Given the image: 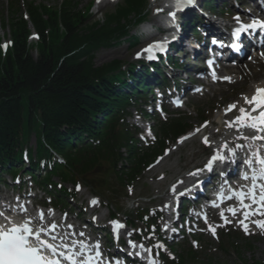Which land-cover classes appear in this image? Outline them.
<instances>
[{
  "label": "trees",
  "instance_id": "16d2710c",
  "mask_svg": "<svg viewBox=\"0 0 264 264\" xmlns=\"http://www.w3.org/2000/svg\"><path fill=\"white\" fill-rule=\"evenodd\" d=\"M144 3L126 0L104 24L90 23L79 0H64L55 9L30 4V22L41 35L32 45L27 40L28 22L20 9L11 8L7 25L14 44L4 56L0 50V165L23 168L22 151L35 135L33 169L41 159H52L53 152L65 159V164L46 167L49 179L90 178L107 166L124 183L162 150L163 141L151 155L138 153L120 117L129 98L111 90L120 79L119 69L93 63L95 50L128 33L131 17L143 16ZM194 255L189 249L181 264H198Z\"/></svg>",
  "mask_w": 264,
  "mask_h": 264
},
{
  "label": "rangeland",
  "instance_id": "374dc122",
  "mask_svg": "<svg viewBox=\"0 0 264 264\" xmlns=\"http://www.w3.org/2000/svg\"><path fill=\"white\" fill-rule=\"evenodd\" d=\"M8 1L10 0H0V17L6 16L4 10H6V6L8 5ZM12 1V0H11ZM23 1V0H20ZM38 2L47 3L50 5H56L61 0H36ZM91 0H81V8H84ZM122 2V0H121ZM120 2V3H121ZM117 6L116 4L112 5H104V6H94L92 9V16L95 19L103 20L104 15L110 11H113ZM152 9L155 6L151 7ZM9 41L10 40V31L8 28H0V42L1 41ZM141 45V44H140ZM131 46L128 41H125L119 45H116L112 48H103L99 50L95 54V64L97 66L118 60L121 61L126 66H129L132 63V55L140 47ZM260 68L262 66H256L254 69L260 72ZM264 69V67H263ZM234 93L232 86L227 85H218L215 87L214 91L210 90V93L205 95L204 97H198L193 100H190L188 106L182 110L183 113L176 114L180 115L182 118V124L186 125H198L204 118L214 119L216 113L215 108L222 107L223 103L221 98L224 93ZM222 96V97H221ZM233 101V100H232ZM231 102V101H230ZM213 111V112H212ZM134 110L132 114H134ZM135 117L128 119V123L133 124ZM155 128L157 129V123L155 124ZM141 131V129H140ZM168 144V143H167ZM144 145V143L142 144ZM30 147H35V140L32 138L30 141ZM172 148V147H171ZM170 148V149H171ZM205 148H202L197 141H191L187 145H185L179 152L173 154L171 158H167L163 163H161L158 167L153 168L152 170H145L142 173V176L133 184L132 192L133 195H128L124 197L125 190L121 192L120 199L113 200L109 195L103 194L98 191L96 188V184L94 183H86L82 182V190L77 194L78 197L81 198L82 201L88 200L93 195H98L101 197L102 202L105 204L104 208L100 210V215H107L112 212H123L128 214L132 212V214H136V209H143L145 207L155 206L157 204H161L163 198H165L167 185L169 181H171V177L177 174L180 171H186L190 169L192 166L200 163V160L207 153ZM164 163H167L163 165ZM165 168H171L174 173L166 174V178L164 181L156 180L161 170ZM163 172V171H162ZM7 182H11L9 177H5ZM56 182H59L58 179H55ZM116 184V180L113 181L112 185ZM67 189L72 190L74 185L71 183L65 184ZM117 189L119 187L117 186ZM150 198V199H149ZM153 200V202H149ZM69 202H72L71 200ZM149 202V203H147ZM106 217V216H105ZM232 229V228H231ZM230 229L229 232L223 231V237H220L222 240L225 236L228 237L227 240V249L223 250L221 248L220 240L216 241L212 237L207 235L201 237L199 251V264H244L246 261L253 260H263L264 259V235L258 234L255 236L249 237V239H243L239 235L240 232L232 231ZM229 230V229H228ZM234 230V229H233ZM239 235V236H238ZM233 245H237L238 248H235ZM183 244H178L176 250L178 254L183 251Z\"/></svg>",
  "mask_w": 264,
  "mask_h": 264
},
{
  "label": "bare ground",
  "instance_id": "6f19581e",
  "mask_svg": "<svg viewBox=\"0 0 264 264\" xmlns=\"http://www.w3.org/2000/svg\"><path fill=\"white\" fill-rule=\"evenodd\" d=\"M246 2V1H244ZM249 68V69H248ZM262 70V69H261ZM263 71V70H262ZM230 74V79H228L227 82H229V84L227 86H232L233 92L234 93H224L223 98H221L222 102H224L223 104L227 105L228 103H230V101H234V104H231L228 107H232L234 106V109H237L241 104H243V102L248 98V94H252L254 91V88L258 85V86H262L264 85V71L263 72H259L256 70L251 69L250 67H245V65H238L234 68H232L229 72ZM181 77V76H180ZM212 89H215V85H212ZM248 95V96H247ZM221 96V97H222ZM251 98H248V100H251ZM223 105V106H225ZM242 107L244 105H241ZM240 106V107H241ZM252 106H250L247 110H249ZM232 108H226V110H222V112L220 113L219 116H217L216 120L219 123V125L217 127H212V128H206V129H202V130H195L194 134H205L208 133L209 136L213 137V136H221V137H226L228 136V132L229 130H234L236 128H245L246 125H242V121H228V123L226 121H224V119L228 118L229 112L228 110H231ZM246 111H243L241 116L243 114H245ZM240 116V117H241ZM256 119V117L250 119L254 120ZM255 123H257V125H255V129H258L261 127V119H257L254 121ZM259 122V124H258ZM229 124V125H228ZM254 125H249L248 129L252 128ZM181 142L180 145L181 146ZM172 173H174V171H172ZM171 173V174H172ZM176 177L171 178V180H174Z\"/></svg>",
  "mask_w": 264,
  "mask_h": 264
}]
</instances>
